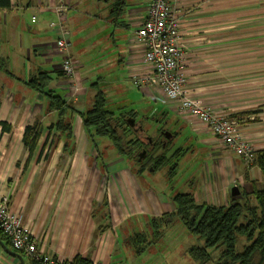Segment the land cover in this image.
I'll return each instance as SVG.
<instances>
[{
  "label": "crops",
  "instance_id": "0c3cea01",
  "mask_svg": "<svg viewBox=\"0 0 264 264\" xmlns=\"http://www.w3.org/2000/svg\"><path fill=\"white\" fill-rule=\"evenodd\" d=\"M56 1L60 0H10L11 8L0 10V122L10 125V131H7L2 130L0 124V193L9 195L12 211L21 215L23 223L35 236L39 249L46 254L64 259L80 255L91 261L110 264L119 230L126 224H131L128 234L148 229L149 218L174 209L172 196L176 192L168 190L171 178L160 175L162 169L153 171L150 168L136 174L137 168L131 163L133 161L119 155L108 140L96 141L95 144L90 142L79 114L72 115L73 139L66 152L63 151L62 139L49 138L45 141L47 130L44 128L36 148L26 161L28 151L22 142L25 126L38 119L45 127L56 118L54 111L45 112L44 95L27 85L32 75L38 70L47 71L52 79L50 88L63 96L77 113L85 111L90 105L93 91L89 86L97 82L101 87L99 82L105 83L100 74L87 78L82 76V71L79 74V99L70 98L66 79L59 72L60 59L51 53L56 33L48 27V23L56 19L52 12V5ZM123 1L126 9L124 19L119 22L117 17L111 15L110 5L115 0H96L103 2L101 6L97 3V10L102 15L106 14L108 20L117 22L116 25L129 31L125 53L114 59L124 74H117L112 85L115 86L118 108L136 112L131 122L134 124V134L149 137L147 130L136 124L140 117L167 119L174 116L172 120H176L178 128L170 132L168 139L174 142L185 130L187 140L195 146L192 149L200 152V184L193 189L194 192L189 190L198 203L225 205L233 186L243 184L239 189L248 190L254 180L259 185L257 168H246L243 160L222 148L213 135L192 129L186 120L173 111L172 102L165 100L156 90H141L133 86L129 78L132 65L128 60L135 51L130 49L127 41L137 23L145 16V5L149 0ZM180 1L179 25L186 55V89L195 98L210 105L215 113L236 119L241 136L255 149L263 148L264 144L253 143L260 139L251 137L259 136L260 132L251 135L248 132V128L252 127L250 121L252 117L255 118V110L236 102L237 96L244 95L242 90L246 91L245 87L238 88L235 83L236 0ZM84 2L69 0L66 17L68 29L73 20L77 22L75 11H79ZM37 3L44 6V11L37 13L36 20L31 22ZM81 13L86 15V11ZM71 54L76 56L72 47ZM81 64L83 69L85 64ZM131 86L136 92L132 91ZM101 89L106 94L105 88ZM50 146L53 148L52 155ZM91 149H98L99 155L93 156ZM254 169L258 173L256 177H252ZM161 176L163 179L157 180ZM141 179L146 185H142ZM154 185H157L156 189ZM104 199L107 205L102 206ZM99 226L107 228L99 234ZM0 240L10 251L16 252L10 247L8 239L0 237ZM16 253L21 255L24 264H29V259L23 253ZM0 264L22 263L0 245Z\"/></svg>",
  "mask_w": 264,
  "mask_h": 264
},
{
  "label": "trees",
  "instance_id": "16d2710c",
  "mask_svg": "<svg viewBox=\"0 0 264 264\" xmlns=\"http://www.w3.org/2000/svg\"><path fill=\"white\" fill-rule=\"evenodd\" d=\"M10 8V0H0V10ZM110 9L111 15L120 19L125 13L126 4L123 0H115ZM48 74L47 71L38 70L27 81L31 89L44 95L45 112L54 111L56 118L45 127L38 119L25 126L22 142L28 151L26 161L36 148L44 128L47 130L45 141L47 142L49 138L62 139L63 151L66 152L68 144L73 139L72 115L79 114L88 140L95 144L100 138H106L119 155L133 161L137 168L136 174L149 168L153 171L167 168L168 178L175 175L179 157L189 151L187 148H178L168 155L167 148L170 143L162 139L161 133L155 139L147 137L149 142L142 141L134 134V124L131 123L136 112L126 111L125 108H118L116 112L109 109L106 94L97 82L89 86L93 91L89 107L77 113L63 96L50 88L52 79ZM0 124L2 130L10 131V125L6 122L2 121ZM160 130L163 131V128ZM251 166L258 170L261 182L259 186L254 180L251 181L249 191L240 190L238 187L239 193L235 197L230 196L225 205L198 203L191 191L176 192L172 196L174 209L149 218L148 229L134 233L130 241L134 246L143 242L146 248L158 242L168 228L176 221H180L188 233L202 242L201 245H191L188 249L190 256L199 264L211 261L214 264H264V147L254 150ZM105 205L106 199L102 202V206ZM106 228L99 226L97 233L104 232ZM0 237L7 240L1 230ZM28 261L29 264H41L32 259ZM70 264H92V261L88 257L75 255Z\"/></svg>",
  "mask_w": 264,
  "mask_h": 264
},
{
  "label": "rangeland",
  "instance_id": "374dc122",
  "mask_svg": "<svg viewBox=\"0 0 264 264\" xmlns=\"http://www.w3.org/2000/svg\"><path fill=\"white\" fill-rule=\"evenodd\" d=\"M111 1L108 0V2ZM97 3L98 6H101L103 2L85 0L79 8L80 12L75 11L78 20L77 22L73 20V24L70 23L69 25L71 47L73 53L85 64L83 69L79 71L80 73L83 71V77L90 78L92 74L93 76L100 74L105 83L101 84L99 82V84L102 88H105L108 108L116 112L118 99L115 96V86L112 85V80L117 77V74L123 75L124 73L121 67L117 66L115 60L119 55L125 53L126 35L129 31L116 25L117 22L114 23L112 20H108L106 14L102 15L97 10ZM236 3L237 43L235 44V54L237 71L235 83L238 88H240L239 86L246 88V91L242 90L244 95L237 96L236 102L244 103L247 107L255 110L253 111L256 113L255 118L252 117L253 120L250 121L252 127L248 128V132L250 135L260 132L259 136L251 137L255 140L260 139L259 141H253V143L264 144V0H236ZM82 11H86V15L82 14ZM88 13L89 15H87ZM123 19L122 17L119 20ZM132 91L136 92L134 89ZM131 97H128V99H131ZM173 118L174 116H169L167 119L156 118V116H151L148 119L140 117L136 124L138 123L137 125L143 126L145 131L147 130L149 138L155 139L159 137L161 133L159 131L163 127L164 132L170 135L172 130L178 128L176 120H172ZM169 119L175 123L169 121ZM167 121L169 122L167 123ZM138 137L147 142V138L143 134ZM187 138L188 134L185 133V130H182V134L174 142L166 137L168 143L172 142L167 148L168 155L178 148L189 150L179 157L180 163H178L176 173L168 181L170 186L168 190L171 193L197 189V185L200 184V178L202 177L200 152L198 153V151L192 149L195 146L192 142L190 144V140H187ZM102 140L107 141L106 138H100L97 141ZM52 150L53 148L50 146V155H52ZM91 153L93 156L99 155L98 149H91ZM131 163L133 164V162ZM161 169L159 174L166 175L168 169ZM159 174H157V177H159ZM256 176H258V173L254 169L252 177ZM159 179H163L162 176L157 178V180ZM144 180L148 181L147 178H144ZM141 183L146 185V182L142 179ZM260 184L261 182H259ZM241 185L243 184H240V188ZM156 186L153 187L156 189ZM245 186L249 187V185ZM130 225L126 224L124 228L119 230L110 264H199L190 256L188 249L191 245H201L202 242L198 241L196 236L188 233L180 221H176L168 228L158 242L146 248H144L145 244L143 242L134 246L130 241V237L134 234L127 233ZM141 231H144V229ZM141 248L144 249L139 251ZM207 264L214 263L211 261Z\"/></svg>",
  "mask_w": 264,
  "mask_h": 264
},
{
  "label": "built area",
  "instance_id": "2783aa9c",
  "mask_svg": "<svg viewBox=\"0 0 264 264\" xmlns=\"http://www.w3.org/2000/svg\"><path fill=\"white\" fill-rule=\"evenodd\" d=\"M69 8V0L56 1L52 5L56 19L50 21L48 27L56 33L51 53L60 59L59 70L66 79L70 98L78 100L82 64L71 54V33L66 22ZM180 9V0L147 2L145 16L137 23L127 41L130 49L135 51L128 60L132 65L130 81L138 89L156 90L165 100L172 102L173 111L186 120L192 129L213 135L222 148L242 158L245 167L251 169L255 148L241 136L236 119L215 113L210 105L195 98L185 87L186 55L180 37ZM43 11L44 6L37 3L31 22L36 20L37 13ZM9 202V195L0 193V230L11 248L41 264H70L72 259L54 257L39 249L30 228L23 223L21 215L12 211ZM92 264L102 262L92 261Z\"/></svg>",
  "mask_w": 264,
  "mask_h": 264
},
{
  "label": "water",
  "instance_id": "95a60500",
  "mask_svg": "<svg viewBox=\"0 0 264 264\" xmlns=\"http://www.w3.org/2000/svg\"><path fill=\"white\" fill-rule=\"evenodd\" d=\"M103 1H106V0H103ZM170 136V134L168 135V137ZM239 193V190H238V187L237 186H233L231 189H230V195L233 197V196H236L237 194ZM0 245L3 247V249H5L8 253L10 254H13L15 256H17L21 263L24 264L23 260H22V257L20 254L16 253V252H12L10 251L3 243L2 241L0 240Z\"/></svg>",
  "mask_w": 264,
  "mask_h": 264
},
{
  "label": "flooded vegetation",
  "instance_id": "af4514ba",
  "mask_svg": "<svg viewBox=\"0 0 264 264\" xmlns=\"http://www.w3.org/2000/svg\"><path fill=\"white\" fill-rule=\"evenodd\" d=\"M165 130H163V131H161V136H162V139H163V137H164V141H168V140H166V137H167V139H168V133H166V132H164ZM167 135V136H166Z\"/></svg>",
  "mask_w": 264,
  "mask_h": 264
}]
</instances>
